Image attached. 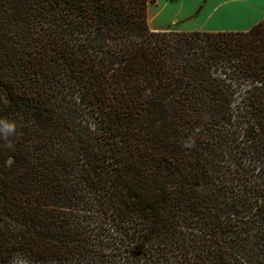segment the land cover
Listing matches in <instances>:
<instances>
[{"label":"trees","instance_id":"trees-1","mask_svg":"<svg viewBox=\"0 0 264 264\" xmlns=\"http://www.w3.org/2000/svg\"><path fill=\"white\" fill-rule=\"evenodd\" d=\"M147 2L0 0V264H264V17Z\"/></svg>","mask_w":264,"mask_h":264},{"label":"crops","instance_id":"crops-1","mask_svg":"<svg viewBox=\"0 0 264 264\" xmlns=\"http://www.w3.org/2000/svg\"><path fill=\"white\" fill-rule=\"evenodd\" d=\"M264 17L256 0H148L147 23L151 30L244 31Z\"/></svg>","mask_w":264,"mask_h":264},{"label":"clouds","instance_id":"clouds-1","mask_svg":"<svg viewBox=\"0 0 264 264\" xmlns=\"http://www.w3.org/2000/svg\"><path fill=\"white\" fill-rule=\"evenodd\" d=\"M14 129V123L11 121L0 120V132L10 133Z\"/></svg>","mask_w":264,"mask_h":264},{"label":"snow or ice","instance_id":"snow-or-ice-1","mask_svg":"<svg viewBox=\"0 0 264 264\" xmlns=\"http://www.w3.org/2000/svg\"><path fill=\"white\" fill-rule=\"evenodd\" d=\"M256 3L260 8L264 9V0H256Z\"/></svg>","mask_w":264,"mask_h":264},{"label":"rangeland","instance_id":"rangeland-1","mask_svg":"<svg viewBox=\"0 0 264 264\" xmlns=\"http://www.w3.org/2000/svg\"><path fill=\"white\" fill-rule=\"evenodd\" d=\"M170 27H168V29H176V30H178V25L177 24H170L169 25Z\"/></svg>","mask_w":264,"mask_h":264}]
</instances>
